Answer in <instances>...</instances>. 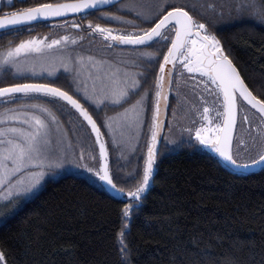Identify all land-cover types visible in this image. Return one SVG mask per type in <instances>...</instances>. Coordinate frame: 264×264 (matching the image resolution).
Listing matches in <instances>:
<instances>
[{"label":"snow or ice","instance_id":"obj_1","mask_svg":"<svg viewBox=\"0 0 264 264\" xmlns=\"http://www.w3.org/2000/svg\"><path fill=\"white\" fill-rule=\"evenodd\" d=\"M113 4V11L102 10ZM207 7L216 16L227 11L264 22V0H227ZM203 9L195 0H33L0 9V29L4 30L0 38L21 29L32 31L36 23L50 22L53 28L65 30L64 35L37 34L0 46V102L5 105L0 108V200L26 196L47 173L75 165L84 170L85 184H99L98 190H111L114 198L127 199L117 233L118 251L120 264H135L137 257L127 243L128 225L153 178L161 138L209 148L233 169L264 168V88L257 94L241 76L209 23L201 18ZM125 10L130 15L119 14ZM94 13L99 15L82 23ZM85 33L100 37L99 55L77 50ZM9 73L15 82L5 78ZM58 73L64 77L62 82ZM187 87L198 100L183 94ZM173 91L174 105L169 102ZM170 107L172 118L166 119ZM181 107L186 123L177 117ZM113 108L119 111L109 115L108 109ZM57 113L70 122L75 118L73 131L78 125L84 129L83 137L95 134L98 156L94 148L87 157L83 148L79 154L69 151L70 140L67 147L60 146L67 131ZM238 120L248 125L251 143L244 151L251 148L254 154L241 153L239 145L245 140L234 137ZM102 128L114 148L120 146L125 129L135 133L137 144L145 136L143 165L128 174L130 183L115 178ZM185 135L187 140L182 139ZM193 254L200 264L209 255L199 248ZM257 255L258 264H264V247L259 253L251 252L249 264H257ZM0 264H9L4 246H0ZM213 264L240 261L229 246Z\"/></svg>","mask_w":264,"mask_h":264},{"label":"trees","instance_id":"obj_2","mask_svg":"<svg viewBox=\"0 0 264 264\" xmlns=\"http://www.w3.org/2000/svg\"><path fill=\"white\" fill-rule=\"evenodd\" d=\"M0 1V9L9 3ZM195 2L204 5L201 18L209 23L241 76L259 94L264 88V22L227 11L216 16L213 8L207 7L227 0ZM24 35L21 29L4 36L0 46H6L9 40L26 39ZM5 78L16 81L11 73ZM172 97L173 92L169 102L174 105ZM4 106L0 102V108ZM89 111L93 108L89 107ZM103 111L100 110L101 117ZM115 111L119 109H108V114ZM57 114L63 121L61 127L67 131L64 142L70 140L79 151L83 148L86 156L94 148L98 156L92 135L83 137V128L77 125L73 131L75 118L70 122L66 115ZM171 115L170 107L167 119ZM238 124L234 136L245 140L239 145L241 150L251 142L247 124ZM102 131L108 141L115 178L130 183L128 174L143 165L145 136L131 149L125 142L114 148L107 131ZM254 152L249 148V154ZM150 184L128 225L127 243L137 257L135 264H200L193 254L198 248L209 254L202 257L205 264H213L229 246L240 264H249L251 252L259 253L264 247V169L243 176L231 173L214 154L189 143L172 147L163 139ZM98 189L99 184H85L82 174L61 171L49 175L40 190L25 198L10 215L8 205L3 206L0 246L9 252V264H120L117 233L123 205L128 201ZM259 259L257 255V264Z\"/></svg>","mask_w":264,"mask_h":264},{"label":"rangeland","instance_id":"obj_3","mask_svg":"<svg viewBox=\"0 0 264 264\" xmlns=\"http://www.w3.org/2000/svg\"><path fill=\"white\" fill-rule=\"evenodd\" d=\"M0 4H1V1H0ZM123 12H125V11H123ZM64 80V77L62 76V79H61V82ZM182 91H183V94L184 95H186L187 97H188V99L189 100H198V97H194L193 96V94L191 93V89H190V87H187V88H184V89H182ZM175 99V101H176V93H175V91H173V97H172V99ZM208 99H211L210 97H208ZM182 103H184V102H182ZM172 116V115H171ZM177 117L178 118H180L181 119V122L182 123H184V122H186L187 121V118L186 117H184V107H181L179 110H178V112H177ZM172 117H169V119H171ZM167 119V118H166ZM167 132V130H165V133ZM117 135L119 136L120 135V132L118 131L117 132ZM142 136V135H141ZM141 136L139 137V142H138V144H140V142L142 141L141 140ZM134 137H135V133H129L126 129L124 130V135H123V138H122V142H125V143H127V146L131 149L132 148V146H134V145H138L137 143H136V141H135V139H134ZM53 139L55 140L56 139V137H53ZM162 139V141H163V138H161ZM171 140H173L174 142H171V143H169V142H166V143H168L170 146H175V145H177L178 143H180L176 138H170ZM182 139H184V140H187V136L185 135ZM193 139H194V136H193ZM65 141V140H64ZM67 142H64V143H62L60 146L61 147H67ZM131 144H133V145H131ZM131 146V147H130ZM198 148H200V149H202L203 151H205V152H207V153H209V152H214L213 150H211V149H209V148H205L204 146H198ZM72 150H75V152L77 153V154H79V149H77V147H73V146H71V149H69V151H72ZM249 152V151H248ZM248 152H245L244 151V148L242 147V149H241V153L243 154V155H248L249 153ZM85 156H86V154H85ZM87 157V156H86ZM61 171H68V172H70V173H79V174H85L84 173V170H82V169H79V168H77L75 165H65L63 168H60V169H56L55 170V172H50V173H47L46 174V176H45V179L46 178H48V176L49 175H52V176H54V175H56V174H58L59 172H61ZM90 175V174H89ZM45 179L40 183V185H38L31 193H29V194H27L26 196H22V197H19V198H17V199H15V200H12V201H3V200H0V210H2V209H4V207L3 206H7L8 205V212H9V215L12 213V211L13 210H15L18 206H20L21 204H22V202H23V200L25 199V198H27L30 194H33V193H36L38 190H40V188H41V186H42V184H43V182L45 181ZM6 202H8V203H6ZM5 203V204H4Z\"/></svg>","mask_w":264,"mask_h":264},{"label":"flooded vegetation","instance_id":"obj_4","mask_svg":"<svg viewBox=\"0 0 264 264\" xmlns=\"http://www.w3.org/2000/svg\"><path fill=\"white\" fill-rule=\"evenodd\" d=\"M8 1H9L8 5L9 4H16L18 7L22 6L23 4L33 2V0H8ZM115 7H116V5L114 4L111 8H105L102 10L113 11L115 9ZM119 14L120 15H130V13H128L126 10H125V12L122 11ZM98 15H99V13H94L92 15H89L84 21H82V23H84L86 25V22L88 19H95V17ZM132 18H134V17H132ZM96 22L105 23L106 21L98 20ZM113 26L114 27H122V25H120L118 23H113ZM23 32L25 33L24 36L26 38H28L29 36H36L37 34L43 35L45 33H55L56 35H64L65 34L64 29L53 28L51 26L50 22L49 23H36L35 25H33L32 31H27V30L23 29ZM73 34H75L74 31H73ZM76 47H77V50L81 51L85 55H93V54L99 55L100 37L97 36L96 38L93 39L89 34L85 33V40L78 41ZM57 75L59 76V73ZM59 78L62 79V76H59ZM238 122H239V120H238ZM184 123H186V122H184ZM245 124H247V123L245 122ZM238 125H237V127H238ZM246 128L248 129V125H246ZM165 130H167V128H165ZM250 130L254 131V129H250ZM235 133H236V131H235Z\"/></svg>","mask_w":264,"mask_h":264},{"label":"water","instance_id":"obj_5","mask_svg":"<svg viewBox=\"0 0 264 264\" xmlns=\"http://www.w3.org/2000/svg\"><path fill=\"white\" fill-rule=\"evenodd\" d=\"M114 5V4H113ZM105 8H108L107 6H105ZM104 8V9H105ZM35 25V24H34ZM4 30H2V29H0V32H3ZM169 98H170V94H169ZM80 119H82V118H80ZM85 124H86V122H84ZM89 128H90V126H89ZM235 134V133H234ZM92 135V137H93V140H94V138H95V134H91ZM235 137V136H234ZM161 143H162V139L160 140V142H159V145H158V148L160 147V145H161ZM96 149H97V153L99 154V146L98 145H96ZM210 153H212V154H214L215 155V157H216V159H218V161L219 162H221V164L226 168V169H228L231 173L233 172V173H236V174H238V175H250V174H254V173H256V172H259L260 170H262V169H264V168H262L260 165H255V166H251V167H248V168H246V169H243V170H239V169H233V168H231L230 166H228V165H226L223 161H222V159L218 156V154H216L215 152H210ZM153 176H154V172H153ZM150 182H151V180H150ZM150 185L151 184H149V187L146 189V191L150 188ZM145 191V192H146ZM110 196H113L114 197V194L113 193H111V190H109V192H107ZM117 199H119V198H117ZM121 200V199H120ZM123 200H126V199H123Z\"/></svg>","mask_w":264,"mask_h":264}]
</instances>
